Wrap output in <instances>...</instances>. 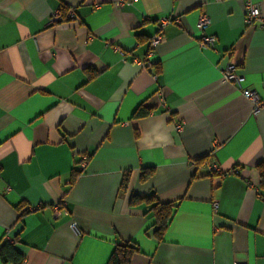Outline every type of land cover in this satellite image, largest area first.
I'll use <instances>...</instances> for the list:
<instances>
[{
  "label": "crops",
  "instance_id": "1",
  "mask_svg": "<svg viewBox=\"0 0 264 264\" xmlns=\"http://www.w3.org/2000/svg\"><path fill=\"white\" fill-rule=\"evenodd\" d=\"M97 1L0 0V245L18 264H106L115 241L137 246L128 264H264V107L242 94L264 99V26L245 0ZM132 195L175 203L160 241Z\"/></svg>",
  "mask_w": 264,
  "mask_h": 264
},
{
  "label": "trees",
  "instance_id": "2",
  "mask_svg": "<svg viewBox=\"0 0 264 264\" xmlns=\"http://www.w3.org/2000/svg\"><path fill=\"white\" fill-rule=\"evenodd\" d=\"M64 10V9H63ZM150 110L143 105H139L132 113L133 118H139L142 116H146ZM202 162V159L199 160ZM259 168V177L260 179H264V168L262 165H258ZM80 170H72L70 184L74 182L77 176L80 174ZM153 173L152 167L142 168L139 173V180L145 181L147 178L151 176ZM127 187V178L124 177L121 181L120 188L125 190ZM144 204L145 207V214L151 213L153 217V222L150 229V234L153 237L160 241L168 227V224L172 218L174 213V209L176 207L174 202H166L162 203L158 201L155 197L144 195H132L129 198L130 205H138ZM15 240L12 241H5L3 244L0 245V259L2 262L11 261L14 264H18L21 260V255L16 252L14 248ZM137 246L133 242L129 241H115L112 251L109 254V257L106 261V264H128L132 255L137 252Z\"/></svg>",
  "mask_w": 264,
  "mask_h": 264
},
{
  "label": "built area",
  "instance_id": "3",
  "mask_svg": "<svg viewBox=\"0 0 264 264\" xmlns=\"http://www.w3.org/2000/svg\"><path fill=\"white\" fill-rule=\"evenodd\" d=\"M93 5L96 7L98 6V1L97 0H92ZM124 0H116L115 4L117 6H121L123 4ZM77 20L78 17L74 13V11L69 8L65 13L60 12L59 10L53 11L50 15L49 22L54 23V22H60L63 20ZM254 20H258L260 22V26H264V19L260 16V11L258 8V5L251 2L250 0H245L244 1V21L245 23H252ZM168 22V19H160L159 21V27L162 28L166 23ZM209 24V18L206 14L200 13L198 15L197 21H196V27L197 29L201 32L200 38H199V45L203 48H213L214 43H215V37L212 35H205L203 34L204 29L207 27ZM164 40V36L159 30L156 34H154L152 37L149 39V52L147 54V61L150 62L152 61V48L162 42ZM221 76L223 79L226 81H230L232 83H235L240 86L241 82L243 81V76L237 72V67L234 63L232 62H227L225 65L221 68L220 70ZM242 94L246 97L249 98L253 103H254V111L260 110L262 107H264V99H261L258 97V95L249 89H243ZM176 130L181 129V124L176 123L174 125ZM82 162L85 161V157H82ZM211 170L219 172L218 168L216 166H211ZM220 173V172H219ZM217 207L216 202L213 203V209ZM53 215L57 216L59 213V204H55L53 207ZM74 223H72V226ZM9 241H12L11 239H8ZM233 264H244L243 262L236 261Z\"/></svg>",
  "mask_w": 264,
  "mask_h": 264
}]
</instances>
